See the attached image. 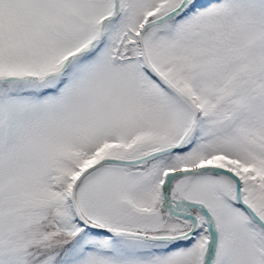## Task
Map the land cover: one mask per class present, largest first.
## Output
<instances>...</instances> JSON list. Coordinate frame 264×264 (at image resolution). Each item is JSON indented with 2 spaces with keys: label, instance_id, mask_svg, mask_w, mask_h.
<instances>
[{
  "label": "snow or ice",
  "instance_id": "snow-or-ice-1",
  "mask_svg": "<svg viewBox=\"0 0 264 264\" xmlns=\"http://www.w3.org/2000/svg\"><path fill=\"white\" fill-rule=\"evenodd\" d=\"M0 264H264V0H0Z\"/></svg>",
  "mask_w": 264,
  "mask_h": 264
}]
</instances>
